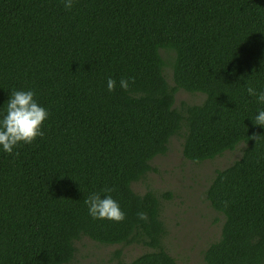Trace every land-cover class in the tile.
<instances>
[{
  "label": "trees",
  "instance_id": "1",
  "mask_svg": "<svg viewBox=\"0 0 264 264\" xmlns=\"http://www.w3.org/2000/svg\"><path fill=\"white\" fill-rule=\"evenodd\" d=\"M248 85L264 87V0H0V104L31 88L49 112L42 138L0 152V264H70L82 237L151 250L119 264H176L161 195L132 188L176 136L193 163L244 144L205 192L224 221L203 259L264 264V128L249 119L264 105ZM179 90L205 99L175 107ZM106 187L120 222L88 215Z\"/></svg>",
  "mask_w": 264,
  "mask_h": 264
},
{
  "label": "rangeland",
  "instance_id": "2",
  "mask_svg": "<svg viewBox=\"0 0 264 264\" xmlns=\"http://www.w3.org/2000/svg\"><path fill=\"white\" fill-rule=\"evenodd\" d=\"M162 55L170 59L165 52ZM164 75L169 85L174 86L173 70L169 65L165 66ZM204 99L202 93L179 90L175 95V107L201 104ZM182 144V137H172L167 153L155 157L151 162L152 170L132 184V188L138 194L153 190L161 195V216L167 229L163 244L176 264H206L203 253L220 238L224 216L210 206L205 192L217 170L241 157L244 144L202 163L184 158ZM149 251L143 244L105 245L82 237L76 243L75 258L70 264L129 263Z\"/></svg>",
  "mask_w": 264,
  "mask_h": 264
},
{
  "label": "clouds",
  "instance_id": "3",
  "mask_svg": "<svg viewBox=\"0 0 264 264\" xmlns=\"http://www.w3.org/2000/svg\"><path fill=\"white\" fill-rule=\"evenodd\" d=\"M66 10L71 9L73 0H62ZM131 77H120L117 81L111 76L107 77L106 87L109 92L117 85L128 90ZM248 96L253 97L257 105H264V87L257 89L252 85L246 88ZM33 89H13L6 100L0 104V152L15 154L14 149L21 144H32L37 137H43L42 125L48 118L49 112L40 104ZM253 125L264 128V107H258L255 115L249 118ZM253 139H257L254 135ZM111 188H102L99 191L90 192L84 197L88 215L96 220H111L120 222L125 213L119 202L111 195ZM140 220H146L147 215L143 211L137 212Z\"/></svg>",
  "mask_w": 264,
  "mask_h": 264
}]
</instances>
